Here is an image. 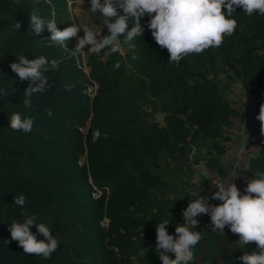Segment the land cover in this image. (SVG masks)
Returning <instances> with one entry per match:
<instances>
[{
  "label": "trees",
  "instance_id": "obj_1",
  "mask_svg": "<svg viewBox=\"0 0 264 264\" xmlns=\"http://www.w3.org/2000/svg\"><path fill=\"white\" fill-rule=\"evenodd\" d=\"M33 10L54 20L59 30L63 23L71 24L67 0H0V89L8 92H0V264H162L156 245L138 253L136 263L133 260L140 236L156 240L157 223L169 220V234L180 224V215L164 211L169 200L153 196L164 181L153 162L163 153L187 155L192 145L209 139L213 153L206 165L227 174L220 156L231 140L230 118L240 112L217 79L194 65L214 69L219 60L234 72L248 96L259 95L264 91V15L248 16L237 7V29L222 46L190 54L176 64L168 61L167 49L156 44L146 13L140 21L145 31L132 42L135 49L128 47L125 58L120 52H110L106 61L94 58L87 73L80 53L70 52L75 49L73 39L64 48L50 41L47 28L37 36L27 33ZM16 21L21 22L19 30L13 28ZM21 55L59 62L58 69L44 73L50 87L34 94L28 107L24 91L30 81L21 82L10 68ZM117 63L119 68L114 67ZM129 67L141 90L166 93L159 105L166 114L164 125L146 120L137 106L126 103L118 75ZM94 82L98 89L91 96ZM65 86L73 87L66 91ZM14 112L34 120L31 132L10 128ZM97 129L101 137L94 143L91 135ZM257 172H264V146L252 156L247 183ZM18 195L27 197L23 208L13 204ZM21 213L45 223L58 240L50 258L26 255L11 240L9 226L22 221ZM210 223L207 215L192 229L200 231L202 239L190 264H197L200 254L206 264H242L239 257L258 251L255 242L242 245L234 233L230 248L221 232L218 240L214 237ZM30 231L44 239L35 226Z\"/></svg>",
  "mask_w": 264,
  "mask_h": 264
},
{
  "label": "clouds",
  "instance_id": "obj_2",
  "mask_svg": "<svg viewBox=\"0 0 264 264\" xmlns=\"http://www.w3.org/2000/svg\"><path fill=\"white\" fill-rule=\"evenodd\" d=\"M83 0H81V3ZM91 13L101 18L103 25L108 29L107 35H101V28L81 24H72L63 30L57 28L54 20L41 18L36 10L30 14V28L27 33L41 34L45 28L50 31V41L66 48L70 38H77L74 53H83L85 46L88 52L99 54L109 49L112 53L122 51L123 44L135 49L132 42L143 35L145 29L141 25V18L147 13L150 20L147 24L151 30L156 44L162 49H167L169 62H179L190 54H200L209 48H219L226 36H231L237 29V20L233 14L237 7L251 16L254 12L264 15V0H90ZM122 10L123 14H120ZM154 14V15H153ZM115 17L114 22L109 18ZM132 21L129 29V21ZM21 22L13 25L19 30ZM83 30V37H78V32ZM18 58V63L13 62L10 68L17 74L19 80L30 81L24 91V105H31V97L34 94L43 93L50 85L44 75L49 70L58 69L59 62L55 59L49 61L45 56H39L28 60L24 55ZM132 59H137L133 55ZM115 68H119L117 63ZM73 86H65L70 91ZM4 95L7 90L0 89ZM51 116L52 111L47 110ZM257 119L261 123V133L264 134V104L260 106ZM10 128L14 131L31 132L34 120L31 117H23L14 112L9 116ZM107 138V133H104ZM101 137L99 129L92 132L91 138L95 143ZM215 191L211 199L222 201L219 205L209 204L208 197H201L188 203L182 211L183 223L175 227V237L170 235L166 226L169 220H164L155 225L156 248L162 264H190L194 260L195 246L201 241L202 233L193 231L198 226L197 216L207 214L211 219V226L223 233L225 226L230 231L238 234L239 243L245 245L255 242L257 252L244 254L239 257L242 264H264V172L255 173L246 188L245 194L233 182L217 181ZM254 194V195H253ZM27 197L18 195L13 197V204L23 208ZM22 214V221H13L8 231L11 240L17 241L26 255H37L45 259L51 257L59 246L58 240L52 235L50 228L45 223H37L36 217ZM30 226H35L43 240H38L30 231ZM7 243V242H5ZM168 253H173L172 259Z\"/></svg>",
  "mask_w": 264,
  "mask_h": 264
},
{
  "label": "rangeland",
  "instance_id": "obj_3",
  "mask_svg": "<svg viewBox=\"0 0 264 264\" xmlns=\"http://www.w3.org/2000/svg\"><path fill=\"white\" fill-rule=\"evenodd\" d=\"M68 3V10H69V20L70 23H63V29L72 25V24H81V25H88V26H96L97 28H101V35H107L108 29L106 25L100 21L101 18L97 15H100L99 12L96 14L91 13L88 9L91 7L90 0H67ZM120 14H123L122 10H119ZM110 22L115 21V17L109 18ZM131 22V20L129 21ZM78 37H83L84 32L81 29L78 32ZM73 39L74 45L77 43V38ZM122 51L120 52L122 56L125 58L128 52V45L123 44V40H121ZM88 47L85 46L84 52L80 53L81 63L83 64L84 69L87 73L90 71V62L94 58H100L106 61L109 57L110 50L106 49L101 51L99 54H92L89 53ZM74 53L73 51H70ZM78 55V53H75ZM196 68L201 69L206 75L214 76L220 84L221 89L225 92L226 96H231L234 90L241 88L240 80L235 76L232 70L224 69L221 62L218 60L217 66L214 69H211L208 66L200 67L198 65H194ZM131 68L129 67L128 71L125 74L118 75L120 86H121V94L123 95L126 103L129 105L137 106L140 114L142 117L146 118V120L152 121L153 115L155 112L160 111V102L164 99L167 95L166 93H162L159 95H155L149 93L147 91L141 90L139 87V80L136 78L135 75L132 74ZM98 89V83H94L90 87V90L93 91ZM264 92V91H263ZM259 95L255 96L254 99L258 98ZM232 100V99H231ZM258 100V99H256ZM235 104V108L239 109L238 101H233ZM264 104V101H257L253 105V108L250 112L256 111L257 116L260 112V106ZM243 110V109H242ZM239 110V114L241 117H247L248 124H249V114L245 116L244 111ZM250 125L248 126V128ZM258 126V123L254 126L253 131H257L252 137H254L261 129ZM88 128V124L84 127V130ZM251 128V127H250ZM257 129V130H256ZM250 137V138H252ZM212 146L211 141L209 139L201 140L198 145H195V149L191 146L189 153L187 155H177L176 157H169L166 154H162L158 157L155 162H153V170L158 173L163 178V183L156 189L153 190L154 197H160L163 199H168L169 203H167V207L164 209L165 212L169 213H176L181 216L180 224H182V211L187 208L188 203L192 200L198 198V194L201 197H204L208 194V187H209V177L196 165L199 162H204L210 154H212ZM85 159V155L82 156V161ZM231 168L227 170V173ZM224 174V173H221ZM225 175V174H224ZM245 182V186H247ZM100 192H95V196H99ZM152 214H155V211H151ZM202 218L204 222L203 215L200 214L197 216V220L200 221ZM105 223L108 220L104 219ZM210 228L214 231V237L218 240L219 231L215 230L210 223ZM223 238L224 241L227 242L230 248L233 249V234L231 231L226 229V226L223 230ZM175 237V231L170 234ZM220 243V240L219 242ZM156 245V240H149L140 236L136 240L135 246L137 247V251L134 254V262L136 263V255L145 252L151 246ZM220 245V244H219ZM206 251H209L206 245H203ZM197 264H206L202 255L198 256L196 259Z\"/></svg>",
  "mask_w": 264,
  "mask_h": 264
},
{
  "label": "built area",
  "instance_id": "obj_4",
  "mask_svg": "<svg viewBox=\"0 0 264 264\" xmlns=\"http://www.w3.org/2000/svg\"><path fill=\"white\" fill-rule=\"evenodd\" d=\"M96 84V82H94ZM94 83L92 85H94ZM91 85V86H92ZM90 86V87H91ZM90 95L94 96L92 90H90ZM97 91L94 89V92ZM230 103L233 107L235 104L233 101H238L239 107L245 106V109H252L253 105L257 101H264V92L259 94V97L254 99L253 96H248L243 90L242 86L239 89L234 90L231 96H227ZM232 99V100H231ZM243 109V110H245ZM245 116H247L246 111H244ZM241 114H235L231 116V121L229 125V133L230 135L244 137L248 131V119L247 117H241ZM84 130V128H83ZM85 131V130H84ZM195 149V145H192ZM264 146V134L261 133V130L252 138L244 140L239 148L237 149V153L231 167V170L227 174H221L217 169H213L206 165L204 162H199L196 166L201 169L208 177H209V187L208 194L204 197L209 198V204L211 205H219L222 201L211 199L213 193L218 189L214 187L217 181H225V182H233L236 184L238 189H240L241 194H245L244 189L246 188L245 182L248 180V168L252 159L258 151ZM84 161V160H83ZM82 161V163H83ZM205 219L207 214H202Z\"/></svg>",
  "mask_w": 264,
  "mask_h": 264
},
{
  "label": "crops",
  "instance_id": "obj_5",
  "mask_svg": "<svg viewBox=\"0 0 264 264\" xmlns=\"http://www.w3.org/2000/svg\"><path fill=\"white\" fill-rule=\"evenodd\" d=\"M242 109H245V106H241L238 110L241 111ZM251 110L252 109H250V111ZM242 111H246V113L249 114V125L251 128L250 127L248 128L247 134L244 137L231 135V140L228 142V151L220 156L221 161L227 170L232 167L237 153V149L239 148L240 144L244 140L250 139V137H252L257 132V131L256 132L253 131L254 126L258 123V126H260V128L257 127V129L258 130L261 129V123L257 119V114H255L257 113L256 111L250 112L249 109H245Z\"/></svg>",
  "mask_w": 264,
  "mask_h": 264
},
{
  "label": "water",
  "instance_id": "obj_6",
  "mask_svg": "<svg viewBox=\"0 0 264 264\" xmlns=\"http://www.w3.org/2000/svg\"><path fill=\"white\" fill-rule=\"evenodd\" d=\"M152 122H157L161 125H164L166 122V114L164 111L160 110L154 113Z\"/></svg>",
  "mask_w": 264,
  "mask_h": 264
}]
</instances>
